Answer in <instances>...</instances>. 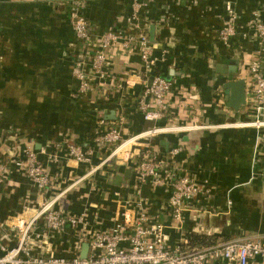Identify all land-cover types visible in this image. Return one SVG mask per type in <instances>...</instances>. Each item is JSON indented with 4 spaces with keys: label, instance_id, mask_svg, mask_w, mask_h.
<instances>
[{
    "label": "crops",
    "instance_id": "0c3cea01",
    "mask_svg": "<svg viewBox=\"0 0 264 264\" xmlns=\"http://www.w3.org/2000/svg\"><path fill=\"white\" fill-rule=\"evenodd\" d=\"M82 1L86 5L81 12L93 28V45L97 35L109 31L137 34L127 20L134 4H143L140 19L157 59L154 73L173 83L168 96L171 108L157 123L144 120L137 105L144 78L142 60L137 50L122 48L106 53L112 63L109 79L99 81L87 96L75 98L78 82L73 68L81 51L71 0H0V161L9 164L0 185L2 245L9 250L16 247L17 227L66 190L56 209L63 205L70 214L86 213L88 231L111 228L126 210L134 218L135 201L144 199L149 215L159 216L165 224L171 250L191 233L213 237L216 244L221 236L229 242L251 237L264 241V127L241 126L253 119L249 105L239 111L230 108L224 88L231 81L249 80L257 49L251 19L258 12L264 21V0ZM227 2L233 3L238 15L237 34L229 45L219 38L228 20ZM219 65L227 70L235 66L237 73H218ZM115 111L119 118L114 120ZM190 124L204 128L141 140L105 165L106 153L98 154L91 165L63 157L48 159L61 142L88 145L97 134L115 127L128 139L154 127ZM27 146L35 149L54 178L47 194L13 165ZM173 148L181 149L178 166L212 193L185 212L183 223L173 218L166 189L136 185L137 154L147 149L165 155ZM42 224L41 219L38 228ZM74 241V230L68 229L51 249L60 257L70 256Z\"/></svg>",
    "mask_w": 264,
    "mask_h": 264
},
{
    "label": "built area",
    "instance_id": "2783aa9c",
    "mask_svg": "<svg viewBox=\"0 0 264 264\" xmlns=\"http://www.w3.org/2000/svg\"><path fill=\"white\" fill-rule=\"evenodd\" d=\"M71 4L74 6L73 30L77 46H80L81 51L74 61L73 75L78 82L74 97L87 96L98 86L99 81L109 79V67L112 63L107 57V51L115 48L126 51L137 50L144 67L142 92L137 103L138 111L147 122L157 123L165 119L171 108L168 96L172 91L173 83L166 77L154 73L157 59L153 57L151 42L140 19L143 4L136 2L134 11L127 20L135 27L137 34H126L121 30L99 34L96 36L98 46L92 44V25L87 16L81 12L85 8V2L71 0ZM225 10L228 20L219 31V38L225 45H229L237 34L238 15L231 2L226 3ZM251 24L257 34V49L250 61L249 80L245 83L247 104L253 119L240 125L263 128L264 21L260 13L253 14ZM124 121V117L119 119L121 125ZM202 128L204 126L196 124L179 127L167 125L162 128L154 127L124 139L121 129L115 127L97 134L93 142L88 145L61 142L56 145V152L48 159L59 161L63 157L80 165H91L98 154L106 153L102 162V165H105L116 159L122 151L126 152V146L134 145L141 140L147 142L151 137L159 134L182 132V130L190 132ZM180 153V148L169 149L168 154L165 155L161 152L155 154L147 149L139 152L136 185L141 188L150 185L166 189L170 194L169 205L173 218L178 223H183L185 212L199 199L211 197L212 193L211 189L199 184L191 174L184 172L178 166L176 157ZM13 165L22 169L41 193L50 192L54 178L33 147H25L21 157L15 160ZM8 171L9 164L0 161V185L5 183ZM67 192L68 190L63 191L45 201L33 218L24 222L22 227H17L19 242L16 247L7 249L2 245L0 237V249L4 252L0 256V264H264V241L257 237L232 240L206 249L191 248L188 239H185L175 250H171L168 247L165 224L159 216L149 215L144 199L135 201L134 218L126 210L111 228L88 231L84 225L86 213L70 214L63 205L60 209H56V205L63 200ZM138 192L140 193V190ZM95 217H98L97 212ZM41 219L43 224L38 228ZM68 229L74 230L75 241L70 250L71 255L60 257L51 247L54 240L64 238ZM85 244L89 245V249L84 258Z\"/></svg>",
    "mask_w": 264,
    "mask_h": 264
},
{
    "label": "water",
    "instance_id": "95a60500",
    "mask_svg": "<svg viewBox=\"0 0 264 264\" xmlns=\"http://www.w3.org/2000/svg\"><path fill=\"white\" fill-rule=\"evenodd\" d=\"M218 73H229L235 75L237 73V67L233 66L230 70L226 69V66L219 65L217 68ZM225 91L227 95L228 105L230 108L234 109L235 111H239L243 106L247 104L246 98V83L244 80H236L228 82L225 85ZM118 111L113 112L111 115V119H117ZM89 249V245L85 244L83 248V257L87 256Z\"/></svg>",
    "mask_w": 264,
    "mask_h": 264
},
{
    "label": "trees",
    "instance_id": "16d2710c",
    "mask_svg": "<svg viewBox=\"0 0 264 264\" xmlns=\"http://www.w3.org/2000/svg\"><path fill=\"white\" fill-rule=\"evenodd\" d=\"M187 239L189 241V247L191 248L206 249L217 245L213 237L206 235L191 233L187 236Z\"/></svg>",
    "mask_w": 264,
    "mask_h": 264
},
{
    "label": "rangeland",
    "instance_id": "374dc122",
    "mask_svg": "<svg viewBox=\"0 0 264 264\" xmlns=\"http://www.w3.org/2000/svg\"><path fill=\"white\" fill-rule=\"evenodd\" d=\"M127 149H130V147L128 146ZM124 154H125L124 151H122V153H120L119 156H120V157H123ZM255 163H256L255 165H257V166H255L254 164H253V165H254L255 168H256V167H258L259 164H258V162H255ZM257 169H258V168H257ZM262 177H264V176H262ZM221 239H222V240L220 241L219 244H223V243H227V242H229V241H228L227 239H225V237H223V236H221ZM230 239H231V238H229V240H230Z\"/></svg>",
    "mask_w": 264,
    "mask_h": 264
},
{
    "label": "bare ground",
    "instance_id": "6f19581e",
    "mask_svg": "<svg viewBox=\"0 0 264 264\" xmlns=\"http://www.w3.org/2000/svg\"><path fill=\"white\" fill-rule=\"evenodd\" d=\"M128 146H126L125 148H127Z\"/></svg>",
    "mask_w": 264,
    "mask_h": 264
}]
</instances>
